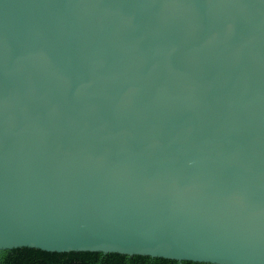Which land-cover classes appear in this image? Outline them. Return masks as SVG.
<instances>
[{
  "label": "water",
  "instance_id": "1",
  "mask_svg": "<svg viewBox=\"0 0 264 264\" xmlns=\"http://www.w3.org/2000/svg\"><path fill=\"white\" fill-rule=\"evenodd\" d=\"M264 264V0H0V250Z\"/></svg>",
  "mask_w": 264,
  "mask_h": 264
},
{
  "label": "trees",
  "instance_id": "2",
  "mask_svg": "<svg viewBox=\"0 0 264 264\" xmlns=\"http://www.w3.org/2000/svg\"><path fill=\"white\" fill-rule=\"evenodd\" d=\"M9 256L15 255V260H5L4 264H61V262L56 259H38V257H61V256H98L100 253H58V252H46L39 249L34 248H17L12 250H7ZM109 254V253H108ZM147 259V256L144 257H133L131 258L130 264H142L144 260ZM173 262H166V264H209V263H199V262H191V261H176L169 260ZM124 258H121V264H123ZM67 264H72L71 261L67 262Z\"/></svg>",
  "mask_w": 264,
  "mask_h": 264
},
{
  "label": "clouds",
  "instance_id": "3",
  "mask_svg": "<svg viewBox=\"0 0 264 264\" xmlns=\"http://www.w3.org/2000/svg\"><path fill=\"white\" fill-rule=\"evenodd\" d=\"M51 253V252H49ZM71 253V252H66ZM77 253H100L98 256H61V257H38V259H58L61 264H67V262L71 261L72 264H121V258H124L123 264H130L131 258L127 255H122L119 253H109L105 254L103 252H77ZM142 257V256H135ZM15 255L9 256L7 250H0V264H4L5 260H15ZM168 261L163 258L153 259L152 257H147L146 260L142 262V264H166Z\"/></svg>",
  "mask_w": 264,
  "mask_h": 264
},
{
  "label": "snow or ice",
  "instance_id": "4",
  "mask_svg": "<svg viewBox=\"0 0 264 264\" xmlns=\"http://www.w3.org/2000/svg\"><path fill=\"white\" fill-rule=\"evenodd\" d=\"M100 252H103L102 250H100ZM122 255H127V256H129V257H135V256H142V257H144V254H122ZM147 257H151V256H147ZM153 259H156V258H163V259H165V260H167V259H170V258H168V257H152Z\"/></svg>",
  "mask_w": 264,
  "mask_h": 264
}]
</instances>
